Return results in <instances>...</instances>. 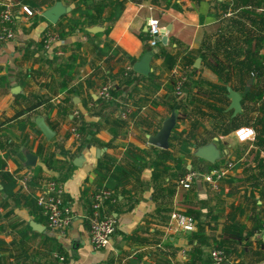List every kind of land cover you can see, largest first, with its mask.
Masks as SVG:
<instances>
[{
    "label": "crops",
    "instance_id": "1",
    "mask_svg": "<svg viewBox=\"0 0 264 264\" xmlns=\"http://www.w3.org/2000/svg\"><path fill=\"white\" fill-rule=\"evenodd\" d=\"M54 1L38 8L13 0V37L0 42V264H213L214 243L225 249L219 264H264V70L255 67L250 83L247 76L233 82L229 72L241 59L232 50L249 44L246 34L264 33V0H124L105 32L115 0H87L89 15L80 27L70 26L68 12L57 25L42 16ZM59 1L70 8L80 2ZM99 2L100 9L93 7ZM20 4L32 13L25 15ZM147 17L169 26L164 42L146 43ZM59 25L65 33L44 50V30L58 32ZM91 25L102 29L88 31ZM222 32L231 43L214 42ZM257 49L264 59V45ZM144 53L145 74L132 68ZM218 64L224 65L220 73ZM126 65L131 70L124 76ZM240 79L254 98H240L233 113L226 87L237 91ZM103 82L113 86L110 102L96 94ZM171 110L176 116L167 147L148 143L146 134ZM38 115L52 131L49 138L34 122ZM208 144L215 148L212 161L194 153ZM26 153L35 155L33 165L25 164ZM211 168L224 171L217 188L201 174L187 189L176 181L188 169ZM125 173L126 183L114 185ZM48 178L62 184L72 212L63 235L46 226L32 201ZM100 188L110 190L103 213L113 216L115 227L106 246L93 248L89 194Z\"/></svg>",
    "mask_w": 264,
    "mask_h": 264
},
{
    "label": "built area",
    "instance_id": "2",
    "mask_svg": "<svg viewBox=\"0 0 264 264\" xmlns=\"http://www.w3.org/2000/svg\"><path fill=\"white\" fill-rule=\"evenodd\" d=\"M13 0H0V42L11 40L13 37ZM20 10L25 15H30L32 10L26 4H20ZM145 25L148 33L146 43L149 46H154L162 35L158 20L153 17L145 19ZM42 47L44 50H52V46L60 41V36L56 30L47 28L44 30L41 38ZM55 52L60 51L55 48ZM131 70L130 65L124 66L122 74L128 75ZM184 76H179L174 85V93L177 97L182 96V83ZM113 86L110 82H103L96 88V94L103 102H110L113 100L112 94ZM128 109L123 107L119 111L120 116H125ZM247 134L250 132L244 128ZM201 174L205 182L212 189L217 188L218 180L223 176L224 171L220 168H211L202 172H195L188 169L176 178L178 184L183 188H189L194 176ZM63 187L62 184L53 178L44 180L40 189L32 196L38 212L43 216L46 226L63 235L66 228L69 226L72 219V212L70 208L63 202L62 198ZM110 198V190L108 188H100L92 191L89 194V215H88V229L87 240L93 248H101L109 243L110 237L114 232L115 220L112 215L103 213V203ZM172 212L181 213L179 210L172 209ZM182 214V213H181ZM60 259L62 255L55 253ZM209 255L213 264L221 263L226 255L224 249L221 247H212L209 250ZM112 264H120L113 262Z\"/></svg>",
    "mask_w": 264,
    "mask_h": 264
},
{
    "label": "trees",
    "instance_id": "3",
    "mask_svg": "<svg viewBox=\"0 0 264 264\" xmlns=\"http://www.w3.org/2000/svg\"><path fill=\"white\" fill-rule=\"evenodd\" d=\"M26 1L28 3L31 2L32 4L37 5L38 8L41 7V5H44V4H46L48 2V0H26ZM86 2H87V0H80L79 3L74 4L70 8V10L68 11L67 21L69 22V24H70L71 27H75V26L80 27L81 25H83V21H82L83 17H86V16L89 15V9L87 8V3ZM123 2H124V0H115L112 3V9H111L109 15H107L106 18H105L108 21V24L105 25L104 30H103L104 32L106 30H108V28L110 26V23L117 18L118 14H119V12L121 10V7L123 5ZM93 7L100 9L101 8V2H99V4H97V5L94 4ZM245 12H247L248 14L254 13L253 11L248 10V9H246ZM63 15L65 16L66 14H63ZM257 17H261V13L257 14ZM60 19L58 21H56L53 25L59 24ZM253 19H255V18H251L250 20H253ZM253 22L256 23L257 21H253ZM60 25H59V29H58V34L61 37L65 32L62 29V27H60ZM246 35H248L249 44L245 48H241V50H239V51L238 50H235V51L232 50V52L234 54H236V55L237 54H241V55L244 54L246 56L245 59H244V57L241 58V59H238L237 60L238 63H237L236 66H238L239 68H241L243 70H246L247 72H248V70L250 68L251 69H255V67H257L258 69H262L263 70L264 69L263 68V65L261 63L256 64L257 61L258 62H260V61L257 60V57H253L252 54L257 52L258 45H262V44L264 45V43H263L264 42V33H260V34H256V35L255 34L254 35L246 34ZM146 38H148V37L146 36ZM252 39H254V41H253L254 43L251 41ZM100 51H102V52H105L106 51L104 43L100 46ZM247 76H249V75H247ZM243 82L244 81L240 79L239 84H243V89L242 90H240V89H238L236 87V90L238 91V93L240 95V98L241 99H244L246 97L254 98L253 97L254 94H252L251 92H249L247 90L249 86H247L245 84V82L244 83ZM246 82H247V80H246ZM223 88H225V86H223ZM256 95H258V93ZM41 102H42V100H38V101L34 102L33 104H31L30 106H27L25 108H22V109L18 110L12 116L7 117L6 119H11V118L15 117L16 115H18V114H20L22 112H25V111H27L29 109H32L33 107H35L36 105H38ZM173 108L175 109L176 106L174 105ZM220 110H222V108ZM185 144L186 143L183 140L180 142L179 151L182 152V153L188 151V148L185 147ZM127 176H128L127 173L120 174L114 180H112L113 181V184L114 185H124L126 183V181H127ZM108 179H109V177H107V180ZM12 185H14V181L13 180H9V186L11 187ZM4 189H6L7 192L10 191L7 188H4ZM32 201H33V199H32ZM33 204H34V202H33ZM213 246L214 247H223V246H221L220 243H214Z\"/></svg>",
    "mask_w": 264,
    "mask_h": 264
},
{
    "label": "water",
    "instance_id": "4",
    "mask_svg": "<svg viewBox=\"0 0 264 264\" xmlns=\"http://www.w3.org/2000/svg\"><path fill=\"white\" fill-rule=\"evenodd\" d=\"M70 10V6L63 5L59 0H55L51 5L44 8L41 11V15L44 16L48 21L54 23L57 18L68 12ZM169 28L168 25L161 28L162 35L160 37V41L164 42L166 39V35L164 31ZM88 31L95 32L102 29V26L99 25H91L86 27ZM199 58H195L194 64L197 65ZM132 68L140 73L145 74L148 70V55L144 53L137 61H135L132 65ZM251 82V78L247 79V83ZM227 96L229 97L228 107L232 108L233 113L240 110V95L237 91L231 89L230 87H226ZM176 112L171 110L170 113L162 120L160 127L153 134H146V140L148 143L165 148L168 145V135L175 121ZM35 124L40 129L42 134L49 138L52 135V131L45 124L41 116H36L34 119ZM197 156L203 157L207 160L212 161L215 157V148L210 144L200 146L194 152ZM35 160V155L32 153L25 154V164L33 165ZM262 239L264 240V232L262 233ZM134 262V259H129L128 264Z\"/></svg>",
    "mask_w": 264,
    "mask_h": 264
},
{
    "label": "rangeland",
    "instance_id": "5",
    "mask_svg": "<svg viewBox=\"0 0 264 264\" xmlns=\"http://www.w3.org/2000/svg\"><path fill=\"white\" fill-rule=\"evenodd\" d=\"M223 34V32L222 33H220V34H218L217 36H215L214 37V42L216 43V41H218V42H221V44H224V43H228V42H230L231 43V41H230V38L228 39L226 36H227V34H226V36H224V35H222ZM213 40V39H212ZM213 41H212V43H214ZM218 48V47H217ZM217 48H214L213 49V51L215 50V49H217ZM223 49V48H222ZM232 52H231V50H230V54H231ZM218 56H225V53H223L222 54V51H220V53H216ZM222 54V55H221ZM229 54V55H230ZM228 55V56H229ZM253 55V57H257V60H259L260 62H262V61H264V59H263V56H261L260 55V52L257 50V52L256 53H253L252 54ZM211 57H213V55H210ZM235 58H243L244 57V59L246 58V56L243 54V55H240V54H237V55H235L234 56ZM263 65V68H264V64H262ZM224 67V65H221V64H218V65H215L214 66V69L216 70V72H218V73H220V71H221V69ZM264 70V69H263ZM230 72V74H231V76H232V81L234 82L235 81V79L237 78V77H240V78H244L245 77V75L247 76V75H249V76H247V79L248 78H250V76L251 75H253V74H255V71H253V69H249L248 70V72L246 71V70H243V69H241V68H239L238 66H236L235 68H233L232 70H230L229 71ZM253 72V73H252ZM264 72V71H263ZM238 79V78H237ZM238 89H240V90H242L243 89V84H239L238 85V87H237ZM183 115V117H184V114H182Z\"/></svg>",
    "mask_w": 264,
    "mask_h": 264
}]
</instances>
